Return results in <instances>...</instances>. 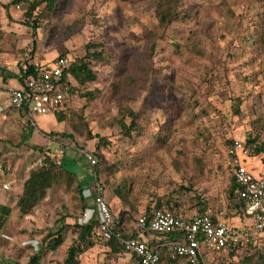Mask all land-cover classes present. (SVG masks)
<instances>
[{"label": "rangeland", "instance_id": "1", "mask_svg": "<svg viewBox=\"0 0 264 264\" xmlns=\"http://www.w3.org/2000/svg\"><path fill=\"white\" fill-rule=\"evenodd\" d=\"M155 2L58 0L54 11L37 15L36 29L27 24L24 51L36 63L61 55L74 61L86 55L89 43L96 45L91 51L104 50L90 62L96 80L79 84L70 76L74 89L55 113L57 118L62 112L63 121L35 117L60 141L65 165L81 181L89 165L85 152L96 156L106 199L125 227L158 202L184 216L203 206L223 220L231 196L232 141H264V0H180L178 18L165 29ZM130 111L137 127L128 135L121 120L130 124ZM84 123L94 138H87ZM44 150L0 153L5 168L16 174L9 189L0 178V204L13 209L0 238V264H28L63 216L72 224L82 213L76 180L55 184L30 214L20 213L17 200L38 158L49 151L61 161L59 149ZM122 183L130 188L125 204L115 195ZM75 237L68 229L41 264H62ZM33 239L37 249L23 244ZM257 241L232 255L204 253L203 263L241 264L246 254L264 251V232ZM92 247L80 255L81 264H134L105 241Z\"/></svg>", "mask_w": 264, "mask_h": 264}, {"label": "built area", "instance_id": "2", "mask_svg": "<svg viewBox=\"0 0 264 264\" xmlns=\"http://www.w3.org/2000/svg\"><path fill=\"white\" fill-rule=\"evenodd\" d=\"M71 61L70 56L61 55L49 64H35L32 73L25 71L22 86L10 88L12 106L23 110L32 120L36 115L59 111L69 88L70 76H65V70ZM254 146L253 143L235 138L229 147L232 175L238 185L235 193L243 204L244 211L253 220L248 230H240L224 220L214 219L208 209L202 214L183 217L164 207L150 215H140L137 218V236L126 237L125 232L117 225L96 170H93V186L82 192L83 197L93 198L94 204L84 210L78 222H90L97 217L99 232L103 237L118 240L125 251L136 258L137 264H164L161 260L162 242L157 243L155 234L166 236L163 245L168 250L170 264H199L204 253L230 252L240 244L256 243L264 232V174H255L242 161L243 157L252 155ZM47 154L52 158L56 157L54 154ZM85 156L91 166L97 164L93 153L85 152ZM42 163L43 155L38 158L37 164ZM5 172L6 168L0 161V174ZM10 186L9 181L3 183L4 189H9ZM23 244H30L37 249L39 241L27 240Z\"/></svg>", "mask_w": 264, "mask_h": 264}, {"label": "trees", "instance_id": "3", "mask_svg": "<svg viewBox=\"0 0 264 264\" xmlns=\"http://www.w3.org/2000/svg\"><path fill=\"white\" fill-rule=\"evenodd\" d=\"M10 3L13 4H22L25 8L24 15L25 17L31 21H28L27 24H31L34 29L38 27V18L37 15L40 14L41 11L45 10L46 12L54 11L57 7L58 0H11ZM179 3L180 0H156L155 2V13L158 18V23L161 29H165L168 27L174 20H176L179 16ZM6 6V5H5ZM87 52L86 55L71 61L68 68L65 70V76H72L79 84H85L87 82H91L96 80L97 75L93 68L91 67V60L100 59L102 57L103 48H101L100 52L91 51L92 48L96 47L95 44L89 43L87 44ZM35 64H29L27 67V72L32 73ZM26 73H24L25 75ZM74 89V87L69 83L68 91ZM61 111V110H60ZM131 115L130 124H126L124 120H121V125L124 128L125 133L128 135L131 133L130 129H135L136 123L134 120L136 119L135 113L130 111ZM65 119V115L62 112H59L57 115L58 121H63ZM72 127L74 130L78 129L77 124L73 123ZM84 133H86L87 138H94L93 133L89 130L86 123H84L83 127ZM80 129V128H79ZM78 129V130H79ZM82 132V129H80ZM52 135V134H51ZM69 136V134H65ZM103 138H100L102 141ZM249 143L255 144L252 154L257 155L264 152V141L259 142L255 138L249 139ZM99 145H97V148ZM98 162L94 166V170L97 171L98 179L101 181L99 177V167ZM77 181V190L81 195V211L85 210L88 207L89 201L85 197L82 196L83 185L79 182L77 175L74 171L70 170L65 166L62 161H55L50 155H43V163L33 167L28 177L24 180L22 192L17 200V206L21 214L27 215L32 212V210L45 198L48 190L52 188L55 184H60L63 182H74ZM102 182V181H101ZM67 183V184H68ZM238 185L232 178V186L231 193L229 198V206L230 208L238 209V212H242L244 210L243 204L237 198L235 190ZM130 188L126 183L120 184L115 188V195L119 198L122 204L128 203L129 201V190ZM202 204V202H199ZM163 207L161 202L156 204V208ZM171 210V206L169 207ZM206 210H200L198 214H202ZM13 212V209L6 204H0V238L2 232ZM66 216H63L60 221L63 220ZM71 229L76 234V237L73 239L71 245L66 250V256L63 260L62 264H81L80 255L86 251L88 248L94 246L99 240L105 241L113 252H121L124 251V246L116 239H106L99 232V220L97 217H94L90 222L80 223L74 222L72 224L63 223L61 228L57 231H49L43 237V245L40 249H38L34 254H32L29 258L28 264H41L42 258L46 251H55L65 239V232ZM136 234L126 235V237L132 238L136 237ZM256 243H247L240 244L237 248L230 251L229 253L232 255L236 250L243 246H252L256 245ZM161 260L164 261V264H170L171 259L168 255L167 249H161ZM202 264V261L199 263ZM241 264H264V251L255 250L252 254L245 255L244 259L241 261Z\"/></svg>", "mask_w": 264, "mask_h": 264}, {"label": "crops", "instance_id": "4", "mask_svg": "<svg viewBox=\"0 0 264 264\" xmlns=\"http://www.w3.org/2000/svg\"><path fill=\"white\" fill-rule=\"evenodd\" d=\"M10 1L11 0H0V153L1 152L5 153L7 152V150H9L10 153H14V154L17 151L24 153L25 152L38 153L45 151L44 149L47 150L59 149L58 151H61L63 153L60 160L65 164L64 162L65 153L59 147L60 141L57 140V137H53L54 135L53 132L47 133V129L42 127V123H45V119H48L51 122L52 120L53 121L57 120V118H55V113L39 115L38 117L42 119L40 120L42 121L40 125L36 117L34 118V120L30 119L25 114V112H23V110L16 109L11 104L10 88L11 87L16 88L22 86L24 73L25 71H27V67L29 66V64H39V63L33 61L34 55L32 53L28 54L27 51H24L25 49H27V45H28L27 36L26 37L24 36L27 33V23L23 18L25 8L23 7L24 10L23 9L19 10L18 4L10 3ZM51 62L52 61L46 62L45 64H49ZM252 155L248 157H243L242 161L255 174L257 175L264 174V153L262 152L260 154L254 155V157H251ZM88 164H89L88 166L86 165L87 174L85 175L84 181H81L78 177L79 182H81L83 185V189L92 187L94 184V177H93L94 167L91 166L89 162ZM65 166L67 167V165ZM6 169L7 170L4 174H0V178L2 177V181H3L2 187L5 181H9L11 183L15 182V177H16L15 171L14 172L11 171L10 167L7 168V166ZM86 199H88L89 204H91L88 205V207L94 204L93 198H86ZM157 209L159 208H156V204H155L153 208L151 209L149 208L148 210H145L140 215L142 214L150 215ZM202 209L203 206H200L199 210L202 211ZM237 210L238 209L230 208V206L228 205L227 215L225 216L224 214V216L222 217L223 220L226 221L231 226L236 227L237 229L248 230L253 224L252 218L248 216L244 210L242 212H238ZM173 212L175 213V211ZM82 214L83 213H81L80 216H82ZM181 216L190 217L184 215ZM115 219L118 227L121 230H123L126 235L138 234L137 219L134 223V226H132V228L125 227V222H123L122 219L120 218L117 219L116 217ZM63 223L70 224L71 222H67L66 218L63 220V222L59 221L60 228ZM60 228L54 231H57ZM150 235H152V233H150ZM155 236L157 243L162 242L161 249H167L166 246L163 245L164 243L163 241H165L166 236L161 234H155ZM122 252L123 255L126 256V259L131 258L133 259L134 264H137L136 258L131 253L124 250L118 252L117 254H120ZM202 258L201 261L202 264H204Z\"/></svg>", "mask_w": 264, "mask_h": 264}]
</instances>
